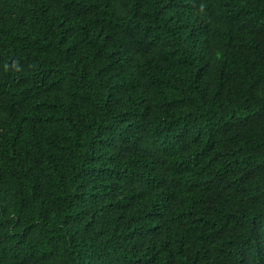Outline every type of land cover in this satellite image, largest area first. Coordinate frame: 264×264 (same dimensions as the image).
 <instances>
[{
  "label": "trees",
  "instance_id": "obj_1",
  "mask_svg": "<svg viewBox=\"0 0 264 264\" xmlns=\"http://www.w3.org/2000/svg\"><path fill=\"white\" fill-rule=\"evenodd\" d=\"M0 264H264V0H0Z\"/></svg>",
  "mask_w": 264,
  "mask_h": 264
}]
</instances>
